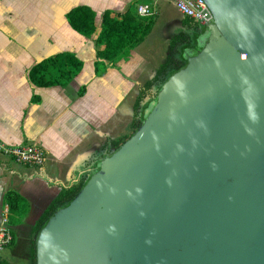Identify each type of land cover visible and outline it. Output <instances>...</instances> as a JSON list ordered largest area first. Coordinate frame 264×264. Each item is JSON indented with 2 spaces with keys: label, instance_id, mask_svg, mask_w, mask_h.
I'll return each instance as SVG.
<instances>
[{
  "label": "water",
  "instance_id": "95a60500",
  "mask_svg": "<svg viewBox=\"0 0 264 264\" xmlns=\"http://www.w3.org/2000/svg\"><path fill=\"white\" fill-rule=\"evenodd\" d=\"M140 122L34 236V264H264V0H203Z\"/></svg>",
  "mask_w": 264,
  "mask_h": 264
},
{
  "label": "crops",
  "instance_id": "0c3cea01",
  "mask_svg": "<svg viewBox=\"0 0 264 264\" xmlns=\"http://www.w3.org/2000/svg\"><path fill=\"white\" fill-rule=\"evenodd\" d=\"M79 5L95 11L100 23L105 10L136 13L139 5L165 16L173 0H0V143L35 144L45 154L41 166L30 167L0 153V228L11 237L0 264H30L36 222L62 186L86 174L105 141L126 132L127 96L146 71L144 65L156 58L153 50L141 49L148 34L116 67L95 74V51L102 46L74 31L65 18ZM62 51L82 61L81 71L65 84L32 85L28 70ZM32 96L39 99L31 102ZM9 191L29 205L15 225L8 223L3 203Z\"/></svg>",
  "mask_w": 264,
  "mask_h": 264
},
{
  "label": "trees",
  "instance_id": "16d2710c",
  "mask_svg": "<svg viewBox=\"0 0 264 264\" xmlns=\"http://www.w3.org/2000/svg\"><path fill=\"white\" fill-rule=\"evenodd\" d=\"M65 18L74 31L102 46L95 51V74H99L107 67H116L119 60L129 57L131 51L143 42L151 32L154 23L152 15L142 18L136 16L130 10L123 12L105 10L101 13L100 23H98L95 11L85 5L73 7L65 14ZM98 24L99 30L97 31ZM182 25L188 33L185 36L179 34L170 39L171 47L176 41L180 40L182 42L183 40L180 50L188 46L202 29L194 20L187 16L183 17ZM82 65V61L73 52L62 51L35 63L28 70L27 78L32 85L37 87L65 84L81 71ZM177 65V63H173L170 60L163 63L157 69L155 76L138 89L139 93L135 101L136 121L134 120V122L136 125L139 123L140 109L153 96L154 88ZM38 99V96H32L31 102H36ZM111 143L116 144L117 141ZM84 176L85 173L76 183L61 187L58 194L36 222L34 233L52 211L60 205L66 204L77 193ZM3 203L8 209L7 220L10 225L18 224L22 214L29 209L28 202L21 195L11 191L4 194ZM30 264H34V249H32Z\"/></svg>",
  "mask_w": 264,
  "mask_h": 264
},
{
  "label": "rangeland",
  "instance_id": "374dc122",
  "mask_svg": "<svg viewBox=\"0 0 264 264\" xmlns=\"http://www.w3.org/2000/svg\"><path fill=\"white\" fill-rule=\"evenodd\" d=\"M168 8L169 10L165 16L164 15L159 16L157 9L155 10L154 15H152V18L154 19L153 27H152L151 32L149 33L150 36L147 38L148 40L144 42L146 44H144L141 49L147 48V49L153 50V54L156 56V58L154 59L152 58L151 61H149L150 64H148L146 67L144 65V70L146 69V71L141 73V76L138 79L139 82L137 86L135 87L134 92L127 96V101H126L127 114H128L127 130H125L126 127H124L123 131L124 130L126 131V132L124 131L125 132L124 134H122L121 136H117L115 138H111L110 140H106L105 143L100 147V149L94 155H92L94 157L92 161L90 160L91 161L90 163L92 165L94 164L97 158L115 149L119 144H121L125 139H127L132 134V132L136 129V127L139 125V123L136 125V123L134 122V120L136 119L135 101L139 93L138 89L146 81L152 79L155 76L157 69L163 63H166L167 61L170 60L173 63H177L178 64L177 67L181 64V58L179 57H180V52H181L180 47L183 43V40H182L183 37L181 38L182 42L180 40L176 41L173 47L170 46V39H172L176 35L182 34L185 36L186 33H188L182 25V19L185 15L181 14L176 9L174 3L173 5L168 6ZM134 14L138 16L136 13ZM145 17H148V16H145ZM138 74L140 73L138 72ZM140 113H141V109H140L139 116H138L139 122H140ZM113 141H117V143L112 144L111 142ZM81 178L82 177H80V179Z\"/></svg>",
  "mask_w": 264,
  "mask_h": 264
},
{
  "label": "built area",
  "instance_id": "2783aa9c",
  "mask_svg": "<svg viewBox=\"0 0 264 264\" xmlns=\"http://www.w3.org/2000/svg\"><path fill=\"white\" fill-rule=\"evenodd\" d=\"M176 9L183 15L194 20L201 28L212 19L210 10L203 0H173ZM140 17L152 15V9L147 5L136 7ZM0 153L17 164L39 167L44 163L45 154L41 147L35 144L5 145L0 143ZM11 242L6 228H0V252Z\"/></svg>",
  "mask_w": 264,
  "mask_h": 264
}]
</instances>
